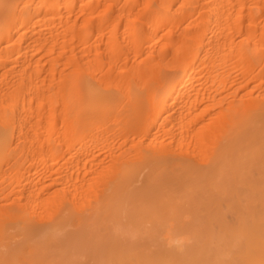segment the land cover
I'll use <instances>...</instances> for the list:
<instances>
[{
  "label": "rangeland",
  "instance_id": "rangeland-1",
  "mask_svg": "<svg viewBox=\"0 0 264 264\" xmlns=\"http://www.w3.org/2000/svg\"><path fill=\"white\" fill-rule=\"evenodd\" d=\"M40 1L48 4V8L39 10ZM71 1L74 5L66 3ZM212 1L30 0L27 4L19 2L18 22L10 34L6 29L12 21L0 15L6 25L0 38V106L6 103L4 91L13 90L14 83L22 86L24 82L8 113H23L22 119L26 118V112L32 113L27 116V122L23 120L26 124L10 137V150L0 155V264H150L105 262L104 249L95 245L92 235L79 234V226L88 220L89 209L101 195L114 167L111 165L115 163L124 161L140 165L135 183L140 191L145 189L150 166L148 161L142 162V152L151 151L153 165L175 158L182 165L198 164L205 168L214 145L223 135L225 121L221 120V125L219 121L215 134H206L203 139L202 133L198 132L197 136V131L193 130L203 122L212 129L216 118H209L221 106L226 108V103L196 104L191 108L192 112L198 111L193 119H179L189 111L181 110L186 106L185 100L194 98L199 90L204 96L209 93L194 81L186 86L179 83L170 99L162 102L163 111L159 116L152 109L167 91L153 89L151 85L157 84L158 77L162 80L159 75L165 80L181 76L180 61H196L193 52L198 44L204 45L207 41L209 44L210 36L214 38L222 33L223 30L216 26L211 27L213 24L207 26ZM232 13L229 28L237 46L241 47L247 40L254 54L264 59V0H241L239 3L233 0ZM203 54L201 51L197 58L200 66ZM242 63L245 64L239 56L233 61V75L241 76L247 69L242 68ZM22 65L28 66L27 73L19 75ZM147 67H151L150 71L154 69L153 73ZM143 69L147 74L150 72V79ZM200 69L205 71L202 67L196 68L195 74H199ZM203 70L200 74H205ZM255 71L264 76L259 69ZM72 76L76 79L80 76L81 81V77L89 78L105 87L106 99L112 95L109 91L115 94L113 100L105 101L111 105L108 108L103 109L98 103L92 105L94 108L91 107L89 116H95L82 135L77 131L89 123L90 117L83 118L89 107L87 102L93 100L87 95L85 98L87 96L89 101L82 100V93L86 92L84 86L79 88L81 83L74 94L82 107L85 104L79 113L84 115L77 118L78 122L74 121L76 117L68 113L73 89L65 85L68 83L65 80ZM29 78L32 85L26 84ZM253 84L241 87L239 93L257 95L260 86ZM153 91L156 97L152 96ZM200 92L198 99L202 98ZM241 104L242 107L244 103ZM112 108L115 111L110 116ZM164 148L170 150L165 157L159 153ZM174 188L180 194L183 184L175 182ZM160 190L157 188L147 197L151 198ZM57 226L61 232L64 229L68 233L62 238L56 235L57 238L45 241L46 233Z\"/></svg>",
  "mask_w": 264,
  "mask_h": 264
},
{
  "label": "bare ground",
  "instance_id": "bare-ground-1",
  "mask_svg": "<svg viewBox=\"0 0 264 264\" xmlns=\"http://www.w3.org/2000/svg\"><path fill=\"white\" fill-rule=\"evenodd\" d=\"M28 1L30 0H0V15L3 14L12 21L9 29H6L5 23L0 17V38L5 29L9 34L14 32L16 22H18L16 21V17L18 18L16 8L19 2L27 4ZM234 1L239 3L241 0ZM40 3L41 1L39 4L37 3L39 10L48 8L46 6L48 4H43L45 2ZM66 3L73 4L74 2ZM210 4L209 24L207 22V26L213 24L211 27L216 26V29L223 30L222 33L218 32L222 36L217 37L219 34L215 33L217 36L208 37L210 39H208L209 44H206L208 41H205L204 45L202 42L199 43V40L198 47L193 52L196 61L184 60V63L180 61L182 63L179 65L182 71L181 76H171V79L169 77L170 80L168 78L165 80L162 75H159L162 80H159L158 77V81L155 80L157 84L151 86H154L153 89L164 88L167 93L154 103L152 111L160 116L163 111L162 102L165 103L170 99L176 91L177 84L182 83L186 86L194 81L199 87L208 89L209 93L204 96L198 89L202 98L198 99L197 92L194 98L191 95L192 97L185 100L184 105L186 106L182 108L180 105L181 110L189 111L186 115L184 114V117L178 114L179 119H193L198 111L192 112L191 108L197 106L196 104L206 101L216 105L226 103V108L224 105L221 106V109L209 118L212 120L216 118V125L212 129L208 128L210 125H206V122H203L198 128L194 129L193 127L194 133L197 131V136L199 135L198 132L202 133L200 137L203 139L206 134L208 136L212 133L215 134V129L219 124H222V120L223 123L225 121V128L224 125L222 127L223 135L219 142L214 145L205 168H200L198 164L187 163L182 165L175 158L169 161L160 160L153 165L150 162L153 156L151 151L142 152L141 155L144 159L142 162L148 161V165H150L144 191L135 187L139 175V164L136 162L123 163L124 161H122L111 165L114 167L111 169L110 176L105 180L101 195L96 198L95 203L89 209L88 220L79 226L81 228L79 234H85L83 236L92 235L95 245L98 244V247L101 246L104 249L102 255L104 254L105 262L264 264V84H262L264 76L255 71L259 69L264 73V59L254 54L249 41L246 40L247 42L242 43L241 47L235 43L234 33L229 28L233 20V0H213ZM162 7L164 8L165 5ZM217 11H219L218 16L216 15ZM240 11L241 8L238 12ZM7 18L5 19L8 20ZM250 20L252 21V16ZM12 25L13 28H11ZM49 48L52 49L50 46ZM190 48L192 49L191 46ZM48 49L47 51L50 50ZM7 51L4 52L5 55H7ZM201 51L204 53L203 58H201L202 62L200 61L202 66L197 64V58H199ZM175 54L177 55V53ZM238 56L245 62V64H241L242 68L247 67V69L241 76L237 77L233 75L232 64L234 60H238ZM198 66L205 69V71L200 69L205 74H200V71V75L195 74L196 68H200ZM27 68V65H22L19 75L27 73ZM147 68H145L146 71ZM150 68H148L149 71ZM153 70H151L152 73ZM150 72L149 75H151ZM144 73L147 74V72ZM149 75L146 78L152 76ZM72 77L67 78V81L65 80L68 82L65 85L67 84L73 89L70 91L68 113L76 117L74 121L78 122L77 118L80 119L79 116L84 115L79 113L81 110L83 111L85 101L82 107L81 102L76 99L74 94L77 93L75 90L81 83L82 86L79 88L84 86V92H86L84 95L82 93V100L85 95L93 100L87 102L90 108L87 107L86 117L81 118L89 119L92 105L95 106L98 103L103 109L111 106L105 101L113 100L115 94L109 91V94H112L111 98L107 97L108 99H106L105 87L96 84L89 78L83 77L85 79L83 82L82 77V81L78 79L80 76H77L78 80L74 78L75 76ZM25 78H28V75ZM94 78L96 79V76ZM252 82L254 87L260 86L257 95L253 93L252 95L249 92L245 94L244 91L241 92L242 94L239 93L241 87L242 89L248 87ZM6 83L9 87L10 84ZM151 83L150 81L149 84ZM16 84H13V90L4 91L3 95L6 98V103H4L6 105L2 103L0 106V155L2 152L10 150L12 145L10 137L26 124V119L32 114L24 111L26 118L22 119L23 113H20L21 115L14 112L8 113V109L12 107L11 102L23 89L24 82L22 86L18 84L15 86ZM26 84L32 85V79L29 78ZM131 86L135 85L131 84ZM151 94L156 97L154 91ZM101 97L105 99L103 100ZM240 102L244 103L242 107ZM186 107L187 109H185ZM114 111L112 108V113L110 112L109 115L112 116ZM28 115L29 117H27ZM94 116L90 117L87 125L79 127L77 133H84ZM191 129L189 133L193 135ZM207 130H209L208 133ZM167 151L170 150L164 148L159 150V153L165 157ZM175 182L183 184V190L180 194H177L174 188ZM157 188L161 190L148 198L147 195ZM147 221L149 224L146 223ZM67 233L64 232V229L61 232V228L57 226L52 228L51 233H46L44 240L49 241L57 238L56 235L62 238ZM29 240L26 239V241ZM101 247L100 249H102Z\"/></svg>",
  "mask_w": 264,
  "mask_h": 264
}]
</instances>
